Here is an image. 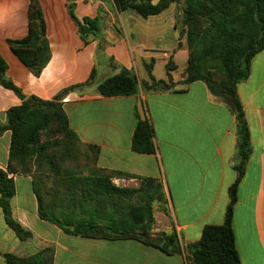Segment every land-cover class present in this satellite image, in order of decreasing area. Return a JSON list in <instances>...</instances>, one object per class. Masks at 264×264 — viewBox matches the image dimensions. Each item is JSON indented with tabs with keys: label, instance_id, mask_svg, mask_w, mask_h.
<instances>
[{
	"label": "crops",
	"instance_id": "obj_1",
	"mask_svg": "<svg viewBox=\"0 0 264 264\" xmlns=\"http://www.w3.org/2000/svg\"><path fill=\"white\" fill-rule=\"evenodd\" d=\"M39 3L51 59L36 77L8 44L9 39L28 35L30 0H0V55L8 66L6 77L23 94L50 101L62 90L88 81L96 67L94 85L68 94L61 105L70 128L82 144L98 148L97 170L162 182L169 215L163 213L159 221L155 219L154 236L176 231L182 241L195 243L200 241L205 227L222 225L230 203L229 189L237 179L233 168L236 119L232 111L200 81L184 92H178L184 89L178 85L175 90L141 91L138 96H100L98 84L113 75V71L107 64L101 73L97 68V41L84 43L68 14L66 0H39ZM173 8L176 4L148 19L127 11L134 14L130 19L140 24L127 27L132 21L123 22L122 16L130 13L120 15L108 0H76L80 20L101 19L105 55L115 65L134 72L140 81H148L146 64L153 65L155 76L156 67L162 65L166 70L170 60L175 65L174 83L186 78L189 53L171 13ZM104 17L112 22L104 21ZM147 21L149 26L144 24ZM168 38L173 44L165 48ZM180 65L181 74L175 78ZM155 78L167 80V73L166 79ZM237 94L249 125L252 155L238 185L233 210L235 244L241 264H264V50L252 59L250 76L238 85ZM141 101L153 126L155 154L132 150L135 107L138 105L141 111ZM21 104L13 91L0 85L1 126L7 124L8 110ZM10 144L11 132H4L0 136V169L7 168ZM13 179L16 189L11 201L13 218L32 236L20 240L0 210V224L4 223V230L0 228V264H6L5 254L28 258L44 249L54 251L52 264H192L186 254L166 255L135 240L87 239L67 234L40 218L32 177L18 174ZM137 179L114 176L112 180L117 187H136Z\"/></svg>",
	"mask_w": 264,
	"mask_h": 264
},
{
	"label": "trees",
	"instance_id": "obj_2",
	"mask_svg": "<svg viewBox=\"0 0 264 264\" xmlns=\"http://www.w3.org/2000/svg\"><path fill=\"white\" fill-rule=\"evenodd\" d=\"M68 2V14L78 27L84 43L97 41L96 60H105L113 71L98 84L97 90L104 98L138 96L141 91L153 93L175 90L182 85L184 92L195 82H203L210 93L220 99L236 119V154L233 168L236 182L229 189L230 203L224 223L204 228L200 241L186 243L176 231L153 233L155 216L154 203L169 215L168 199L161 181L126 174L105 173L96 168L95 174L81 177L60 165L82 154L79 136L70 128L61 102L70 93L81 92L94 85L96 67L85 83L62 90L52 100H42L34 95L27 96L6 77L7 63L0 55V85L14 92L22 104L7 112V124L0 125V136L11 132L9 161L6 170L0 169V210L4 220L16 236L24 241L32 234L24 229L12 215L11 201L15 196V175L32 174V166L41 162L47 141L59 138V151L49 157L50 166L56 177L51 192L76 202V207L90 203L94 211L115 207L117 217L107 213L104 221L76 220L68 212H57L55 203H46L40 188L33 179L34 193L38 201L42 220L57 225L67 234L87 239L135 240L161 250L166 255L186 254L192 264H241L236 250L233 231V210L237 202L238 185L243 179L247 163L252 155L249 125L240 103L237 87L245 82L251 72L252 59L264 50V0H115L119 12L134 11L143 19L157 16L172 4L181 10L180 37L186 36L189 53L186 78L174 83L172 60L166 65L167 80H158L153 75V65L146 64L148 81H140L134 72L119 67L106 58L101 31V19L84 18L76 15V0ZM29 31L23 39H9L8 44L25 66L39 77L51 59L46 36V24L39 0H30L28 11ZM178 25L176 24V27ZM117 71V73H115ZM135 107L136 126L132 136V150L139 154H155L157 151L154 130L143 101ZM94 153L96 165L98 148L87 145ZM59 162V163H58ZM60 164V165H59ZM114 176L126 180L137 179L136 187H117L112 183ZM100 212V213H101ZM54 251L44 249L34 256L20 258L5 254L6 264H52Z\"/></svg>",
	"mask_w": 264,
	"mask_h": 264
},
{
	"label": "rangeland",
	"instance_id": "obj_3",
	"mask_svg": "<svg viewBox=\"0 0 264 264\" xmlns=\"http://www.w3.org/2000/svg\"><path fill=\"white\" fill-rule=\"evenodd\" d=\"M108 1L112 5L113 8L114 7L117 8L115 0H108ZM153 1L157 2L158 0H153ZM117 10H118V8H117ZM118 12H119V10H118ZM119 13H120V15L122 14L121 12H119ZM127 13H130V12H127ZM168 13H170V12H168ZM171 13L174 16L175 22H177V25L179 26V28L181 30L182 29V26H181L182 15H181L180 7L176 6V8H173V11ZM131 15H134V14L130 13V14H128V16H126V14H124L122 16V21L123 22L125 20L132 21V19H130ZM124 18H126V19H124ZM140 19H141V17H140ZM105 20H107V22H109L108 20H110L112 22V20L108 19V17H104V21ZM141 21H143V20H141ZM144 24L147 26L148 21L144 22ZM139 26H140V24L138 22H135L134 20L132 21L130 26H129V23L127 24V27H139ZM165 27H167V26H165ZM181 39H184L185 42H187L185 35L182 36ZM172 44H173V42L170 38L166 39V41H165L166 47L165 48L172 46ZM106 58H108V57L106 56ZM95 62H96L97 68L99 69V71L101 73L102 70L106 67L105 60L100 59L99 61H97L96 56H95ZM181 70H182V65H180L179 69L175 72V74H174L175 78H178L180 76ZM165 72H166V70H165L164 66L159 65L156 67L155 76L157 78L166 79L165 78ZM180 88H183V87H180ZM59 141H60L59 138H56V139L54 138V139H51L50 141H47L46 143L47 144L49 143V145L45 149L44 156L41 157V162L39 164H35L31 168V170H32L31 177L34 179V181L36 182V184L40 188V191L43 195L44 201L46 203H51V202L55 203L57 212L61 213V212L68 211L73 216V219H76V220L89 219L90 217L94 216L97 221H104V219L107 218V213H109V214L112 213L113 217L116 218L117 217L116 209H115V207H113L111 205L107 209L106 208L103 209V212H101L102 210L101 211H97V210L94 211V209H95V206H93L94 204L92 205V204L86 202V204H84V206L80 205L79 207H76V204H75L76 202H71L69 200H66L64 196H57L56 193L51 192L50 188L52 186H54V182H55L56 177L54 176L55 172L53 171L52 167L50 166V159L51 158L49 157V155L52 152L59 151V143H58ZM93 157H94L93 151L91 149H89L88 147L83 146L82 147V154L79 157L67 160L64 164H62V165L59 164V165H60V167H63L62 170L66 169V170H69V171L75 173L78 176L86 177V176H89V174H95L96 173V165L93 162ZM112 183H115L114 180H112ZM153 214L155 216L156 221H159L163 215V212L158 208V204H156V203H154V205H153ZM156 224L160 225L159 223H156ZM0 228H2L4 230V223L3 222L0 224Z\"/></svg>",
	"mask_w": 264,
	"mask_h": 264
}]
</instances>
